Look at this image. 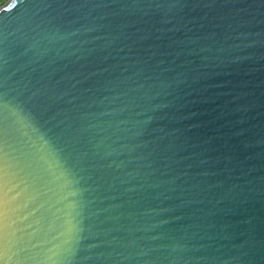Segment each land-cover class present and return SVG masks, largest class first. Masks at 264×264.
<instances>
[{"label": "water", "instance_id": "1", "mask_svg": "<svg viewBox=\"0 0 264 264\" xmlns=\"http://www.w3.org/2000/svg\"><path fill=\"white\" fill-rule=\"evenodd\" d=\"M0 104L3 264H264V0H8Z\"/></svg>", "mask_w": 264, "mask_h": 264}, {"label": "snow or ice", "instance_id": "2", "mask_svg": "<svg viewBox=\"0 0 264 264\" xmlns=\"http://www.w3.org/2000/svg\"><path fill=\"white\" fill-rule=\"evenodd\" d=\"M15 3L11 5V7L4 8L5 12L12 11L13 8H15ZM0 107H2V104H0ZM7 136V131L3 125V122L0 121V145L5 143V137ZM2 150V149H0ZM6 216L4 212L3 205L0 204V251L4 249V247L8 243V232H7V224H6ZM0 264H3L2 261H0Z\"/></svg>", "mask_w": 264, "mask_h": 264}, {"label": "rangeland", "instance_id": "3", "mask_svg": "<svg viewBox=\"0 0 264 264\" xmlns=\"http://www.w3.org/2000/svg\"><path fill=\"white\" fill-rule=\"evenodd\" d=\"M8 0H0V8L7 2Z\"/></svg>", "mask_w": 264, "mask_h": 264}]
</instances>
